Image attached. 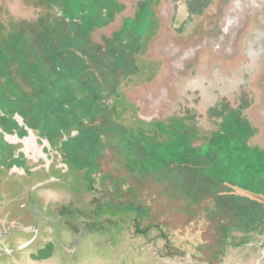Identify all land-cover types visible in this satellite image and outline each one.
<instances>
[{
    "label": "rangeland",
    "instance_id": "374dc122",
    "mask_svg": "<svg viewBox=\"0 0 264 264\" xmlns=\"http://www.w3.org/2000/svg\"><path fill=\"white\" fill-rule=\"evenodd\" d=\"M146 8L151 25L138 28L140 40L131 38L142 43L118 67L117 37ZM45 15L83 12L58 0H0V32ZM84 32L104 53L114 49L99 62L114 82L89 86L85 111L70 114L85 115L82 135L71 129L51 142L25 128L21 114L34 125V110L9 99L0 77V264H264V229L233 233L214 262V235L196 213L205 202L198 171L143 172L130 157L180 138L198 151L228 136L264 155V0H108ZM31 133L48 160L34 163L7 138Z\"/></svg>",
    "mask_w": 264,
    "mask_h": 264
},
{
    "label": "trees",
    "instance_id": "16d2710c",
    "mask_svg": "<svg viewBox=\"0 0 264 264\" xmlns=\"http://www.w3.org/2000/svg\"><path fill=\"white\" fill-rule=\"evenodd\" d=\"M64 1L70 5V0ZM73 1L78 3L71 5L73 9L79 10L85 4L81 20L45 15L35 22L13 23L12 30H4L5 34L0 32V77L7 87V97L22 107L33 108L34 113L30 117L36 120V124L32 125L27 116L21 114L25 126L41 128L51 142L56 135L81 129L85 115L84 118H72L70 114L78 109L85 111L86 100L93 99L94 95V88L89 86L108 82L100 88L106 90L114 82L109 65L111 62L106 64L111 67L107 72L99 64L102 57H106V62L109 60L107 57H111L113 48L104 53L91 45L89 35L84 32L89 19L102 10L108 0ZM78 10L72 12L78 15ZM148 13L146 8L138 22L129 21L125 34L117 37L120 44L115 54L119 58L118 67L121 64L124 66V57L132 56L137 45L142 43H136L133 39L136 37L140 40L138 28L147 32L150 27ZM84 76L87 77L86 82L82 79ZM76 85L80 87V92H77ZM78 132L82 135L80 130ZM233 139L228 136L196 151L180 138L174 144L159 148L152 144L146 156L141 157L136 151L130 155L135 168L143 172L188 168L198 171L197 194L200 203L205 202L198 204L196 213L199 216L204 214L205 218L199 220H206L209 229L211 227L210 235H214L211 242L214 244L210 246L216 258L214 262L217 263L222 261L226 248L232 245L233 233L249 234L264 229V204L227 191L237 187L264 196V172L258 174L264 168V155L251 151L248 154L247 150L236 148L237 142L234 143ZM129 211L137 216L143 213L135 205ZM162 225L165 227L163 223L158 226Z\"/></svg>",
    "mask_w": 264,
    "mask_h": 264
},
{
    "label": "flooded vegetation",
    "instance_id": "af4514ba",
    "mask_svg": "<svg viewBox=\"0 0 264 264\" xmlns=\"http://www.w3.org/2000/svg\"><path fill=\"white\" fill-rule=\"evenodd\" d=\"M25 128H28L25 126ZM8 140L14 144L22 143L24 145V151L27 156L34 161V163H40L42 160H48L47 156L44 155V152L38 142L36 141L35 136L31 133L30 136L24 140L19 139L14 136H7Z\"/></svg>",
    "mask_w": 264,
    "mask_h": 264
},
{
    "label": "water",
    "instance_id": "95a60500",
    "mask_svg": "<svg viewBox=\"0 0 264 264\" xmlns=\"http://www.w3.org/2000/svg\"><path fill=\"white\" fill-rule=\"evenodd\" d=\"M233 188L239 189L237 187H233ZM239 190L240 191H245V190H242V189H239ZM243 193H245L244 196H247L248 198L255 199V200H259V197H260L261 198V202L264 203V196H262V195H257V194H254V193H251V192H248V191H245ZM256 197L258 199H256Z\"/></svg>",
    "mask_w": 264,
    "mask_h": 264
},
{
    "label": "crops",
    "instance_id": "0c3cea01",
    "mask_svg": "<svg viewBox=\"0 0 264 264\" xmlns=\"http://www.w3.org/2000/svg\"><path fill=\"white\" fill-rule=\"evenodd\" d=\"M58 1H63V2H65L64 0H58ZM71 2L69 3L70 5H67V7H68V10H70L71 12L73 11V6H71V5H73V4H75V5H78V3L77 2H75V1H73V0H70ZM66 3V2H65ZM84 9H85V7L82 5V6H80V8H79V10H78V8H77V10L79 11V13H82V12H84ZM244 196V195H243ZM245 197H247V196H245Z\"/></svg>",
    "mask_w": 264,
    "mask_h": 264
}]
</instances>
